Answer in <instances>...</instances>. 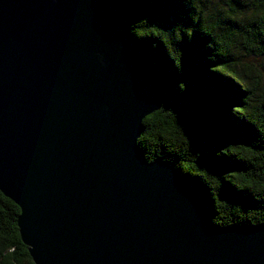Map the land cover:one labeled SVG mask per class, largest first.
<instances>
[{
  "label": "water",
  "instance_id": "1",
  "mask_svg": "<svg viewBox=\"0 0 264 264\" xmlns=\"http://www.w3.org/2000/svg\"><path fill=\"white\" fill-rule=\"evenodd\" d=\"M110 0H0V190L36 264H264V225L211 227L195 182L148 161L161 108Z\"/></svg>",
  "mask_w": 264,
  "mask_h": 264
},
{
  "label": "trees",
  "instance_id": "2",
  "mask_svg": "<svg viewBox=\"0 0 264 264\" xmlns=\"http://www.w3.org/2000/svg\"><path fill=\"white\" fill-rule=\"evenodd\" d=\"M110 1L164 97L143 120L145 159L195 182L211 227L263 226L264 0ZM20 214L0 190V264H36Z\"/></svg>",
  "mask_w": 264,
  "mask_h": 264
},
{
  "label": "rangeland",
  "instance_id": "3",
  "mask_svg": "<svg viewBox=\"0 0 264 264\" xmlns=\"http://www.w3.org/2000/svg\"><path fill=\"white\" fill-rule=\"evenodd\" d=\"M118 11V10H117ZM171 163V162H170ZM185 176H187V175H185Z\"/></svg>",
  "mask_w": 264,
  "mask_h": 264
},
{
  "label": "bare ground",
  "instance_id": "4",
  "mask_svg": "<svg viewBox=\"0 0 264 264\" xmlns=\"http://www.w3.org/2000/svg\"><path fill=\"white\" fill-rule=\"evenodd\" d=\"M183 68V67H182ZM183 72V71H182Z\"/></svg>",
  "mask_w": 264,
  "mask_h": 264
}]
</instances>
